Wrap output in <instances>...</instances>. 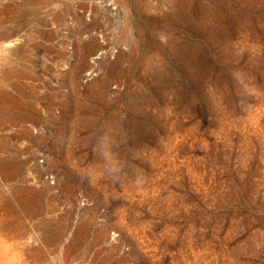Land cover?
<instances>
[{
  "label": "rangeland",
  "instance_id": "rangeland-1",
  "mask_svg": "<svg viewBox=\"0 0 264 264\" xmlns=\"http://www.w3.org/2000/svg\"><path fill=\"white\" fill-rule=\"evenodd\" d=\"M0 201L26 263L264 264V0H0Z\"/></svg>",
  "mask_w": 264,
  "mask_h": 264
},
{
  "label": "bare ground",
  "instance_id": "bare-ground-1",
  "mask_svg": "<svg viewBox=\"0 0 264 264\" xmlns=\"http://www.w3.org/2000/svg\"><path fill=\"white\" fill-rule=\"evenodd\" d=\"M3 206H5V202L0 201V210L2 209ZM3 214L4 213H2V211H0V264H34V263H26V260L23 258V255H22L20 249H18L19 247L16 250L14 249L15 251L11 257H7V253H8V251H10V243H9V240L7 239V237L10 234H8L5 231V229L7 228L5 226V224H6L5 223L6 222L5 215H7V214H5L4 216H3ZM6 230L8 231V229H6Z\"/></svg>",
  "mask_w": 264,
  "mask_h": 264
}]
</instances>
